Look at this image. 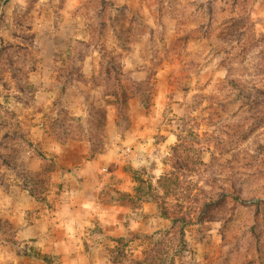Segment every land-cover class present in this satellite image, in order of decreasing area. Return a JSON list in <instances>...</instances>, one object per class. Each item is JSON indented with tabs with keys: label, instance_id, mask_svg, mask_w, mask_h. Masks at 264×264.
Wrapping results in <instances>:
<instances>
[{
	"label": "rangeland",
	"instance_id": "obj_1",
	"mask_svg": "<svg viewBox=\"0 0 264 264\" xmlns=\"http://www.w3.org/2000/svg\"><path fill=\"white\" fill-rule=\"evenodd\" d=\"M94 184L116 226L24 230ZM160 241L173 264H264V0H0V264Z\"/></svg>",
	"mask_w": 264,
	"mask_h": 264
},
{
	"label": "crops",
	"instance_id": "obj_2",
	"mask_svg": "<svg viewBox=\"0 0 264 264\" xmlns=\"http://www.w3.org/2000/svg\"><path fill=\"white\" fill-rule=\"evenodd\" d=\"M84 167L85 166L82 168ZM83 185L81 187L79 185L77 191L73 192V196H69L68 199L63 201L56 210L51 212V230L47 229L48 225L45 222L46 218L41 220L35 219V224H30V222H28V226L24 228V230L27 229L26 232H28L30 236L34 237L35 239L37 238L43 240L44 242L46 239L50 238L51 232L53 231L56 233V236L54 237L55 241H53V243L64 245L76 237V235L73 233L74 225L70 224L78 222L77 218L79 217L81 219L80 222H82V218L83 220H86L90 217L96 216L97 219L103 223V226L107 227L111 224L116 226V224H118V214H116L115 211L97 209V184H94L90 189L83 187ZM19 192L12 194L8 193L7 195L4 194L8 199L11 198L12 209H17V212H19V209L22 207L20 204ZM24 193L25 192L21 194L23 198L25 197ZM26 197L28 205H23L22 208L28 209V211L33 208L31 211L33 214L35 212V200L30 194H26ZM23 212L25 211L23 210ZM24 230L22 232H24Z\"/></svg>",
	"mask_w": 264,
	"mask_h": 264
},
{
	"label": "trees",
	"instance_id": "obj_3",
	"mask_svg": "<svg viewBox=\"0 0 264 264\" xmlns=\"http://www.w3.org/2000/svg\"><path fill=\"white\" fill-rule=\"evenodd\" d=\"M29 194L33 196L30 191ZM178 219L181 220V218H177V220ZM171 223H173V220H171ZM163 247L164 245L161 241L157 244H153V246L149 248L148 251L143 252V257L140 260L129 259V264H173V258H171V254H168L167 256L163 255L165 253L160 249Z\"/></svg>",
	"mask_w": 264,
	"mask_h": 264
},
{
	"label": "built area",
	"instance_id": "obj_4",
	"mask_svg": "<svg viewBox=\"0 0 264 264\" xmlns=\"http://www.w3.org/2000/svg\"><path fill=\"white\" fill-rule=\"evenodd\" d=\"M122 153L127 157H134V153L130 149H125L122 151Z\"/></svg>",
	"mask_w": 264,
	"mask_h": 264
}]
</instances>
